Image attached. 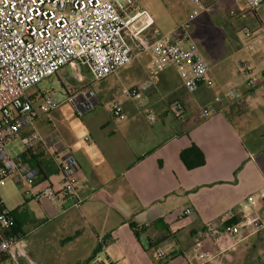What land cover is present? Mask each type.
I'll return each mask as SVG.
<instances>
[{
	"label": "crops",
	"instance_id": "obj_1",
	"mask_svg": "<svg viewBox=\"0 0 264 264\" xmlns=\"http://www.w3.org/2000/svg\"><path fill=\"white\" fill-rule=\"evenodd\" d=\"M140 3L150 12V1ZM216 3L208 0L204 6L210 8ZM235 15L230 13L232 17ZM155 30L157 34L163 33ZM236 34L232 28L224 43L209 46L217 59L214 65L202 51L203 42L188 33L184 35L198 45L204 58L223 75L218 80L212 69L210 77L215 81L212 88L201 86L194 92L188 91L174 68L168 64L157 66L153 54L146 52L97 85L83 82L92 84L98 102L80 117L81 122L75 127L56 113L52 117L45 115L41 106H36L39 98L35 96L34 104L40 114L36 128L56 157H50L45 147L39 146L21 158L35 169L40 170L38 164L43 166L46 178L41 179L40 175L39 180L60 189V167L71 153L77 160L79 180L72 196L44 202L28 195L31 199L12 211L15 232L22 236L25 252L39 264L48 263L47 254L29 246L26 249L23 243L34 232L28 214L29 209H34L29 201L34 200L45 216L43 226L56 219H64V224L79 220L84 232L89 230V246L83 247L85 253L77 264L91 257L89 264H200L195 242L207 239L211 228L227 230L224 225L230 219L239 222L246 197L264 196V170L259 172L253 165V152L239 130L245 127L231 118L235 106H243L253 98L255 85L240 86L231 93V80L222 60L231 52L249 54L253 58L251 63L264 77V48L257 47L256 53H260L257 55L251 47L243 46ZM69 68L62 72L68 74L72 67ZM142 84H148L142 99L125 95V90ZM114 101L123 107L125 120L111 116L110 103ZM191 105L200 107V119L190 117ZM207 106L210 112L205 115L203 110ZM94 115L97 122H89ZM192 145L203 152L206 163L188 170L180 156ZM255 149L264 152L258 145ZM186 209L191 210L190 214H184ZM132 223L139 229L138 237ZM66 228L65 224L63 229ZM83 236L75 240L81 241ZM233 241L235 247L219 258L222 264H258L259 251L264 253V229L254 233L249 228H235ZM210 248L207 239L204 249ZM157 254H163L160 261L156 260ZM0 264L12 262L2 255Z\"/></svg>",
	"mask_w": 264,
	"mask_h": 264
},
{
	"label": "built area",
	"instance_id": "obj_2",
	"mask_svg": "<svg viewBox=\"0 0 264 264\" xmlns=\"http://www.w3.org/2000/svg\"><path fill=\"white\" fill-rule=\"evenodd\" d=\"M192 1L197 5L193 16H197L198 9L205 6L202 0ZM234 1L242 5L239 13L254 12L264 4V0ZM180 34H157L154 18L140 0H0V178L12 177L28 189L27 195L37 200L55 201L75 194L79 169L73 154H68L61 164L62 183L56 189L39 180L38 169L20 156L11 155L7 149L9 143L20 138L28 152L44 146L47 155L56 157V152L47 146L36 128L40 114L34 98L41 97L49 112L57 110L59 99L46 90L34 97L28 91L66 67L77 64L87 69L93 84L151 52L157 66L168 64L176 70L188 91L194 92L201 86L214 87L215 81L210 77L212 65L194 41L183 42ZM246 36H250L248 30ZM239 65L243 75L251 74L248 63L239 62ZM92 84L79 86L69 97L79 117L98 102ZM246 85L253 87V79ZM147 90L148 84H142L125 90V94L140 100ZM209 112L207 106L203 113ZM110 113L114 119L127 118L116 101L110 103ZM190 212L186 209L184 214ZM239 218L231 229L211 228L207 238L211 244L209 250L204 249L207 239L195 242L200 264H222L220 256L236 245L235 228H249L254 233L264 229V196L246 197ZM15 227L13 212L0 195V256L8 257L12 264H39L23 249L22 236L15 232ZM162 258L163 254H157V261Z\"/></svg>",
	"mask_w": 264,
	"mask_h": 264
},
{
	"label": "rangeland",
	"instance_id": "obj_3",
	"mask_svg": "<svg viewBox=\"0 0 264 264\" xmlns=\"http://www.w3.org/2000/svg\"><path fill=\"white\" fill-rule=\"evenodd\" d=\"M146 1L151 2V9L149 10L156 21L155 28L158 31L163 33L181 32L182 35L183 33H188L192 37L195 36L200 42H203L201 45L202 51L212 65L216 63L217 59L216 56H213L209 46L224 43L227 40L228 31L232 32V28L236 30L237 38L243 46L251 47L255 53L258 49L257 47L264 48V4L256 12L242 14L238 13V10L242 8L239 2L234 0H216L215 6L198 9V15L193 16V11L197 5L192 0ZM202 3L203 5L205 3L207 5L208 0H202ZM231 12H234L236 15L230 16ZM186 25H189L188 29H186ZM247 30L250 32V36L252 35L251 37L246 36ZM181 41H185L184 36H181ZM218 56L221 59L219 54ZM251 59L253 58L249 54L231 52L228 57L226 55L222 60H224L223 67L228 70L229 79L231 80L229 86L231 93H234L237 87H244L249 79H253L254 81L255 90L253 98L249 99L243 106L238 105L237 108L235 106V111L231 114V118L237 124L239 123V125L245 127L239 130L243 135L245 144L253 152V165L256 164L259 172H262L264 170V152L256 151L255 145H258L259 149L264 148V77L257 72V68H255L254 63H251ZM242 61L248 63L251 69H253L250 75L246 76L242 74L239 65V62ZM68 68L66 67L65 70ZM82 70L75 64L72 66L71 72L67 70L68 74L60 72L45 79L37 87L30 89L28 94L34 97L46 90L49 95L57 97L60 104L54 112L47 110L41 97L36 101V106H41L42 112L45 115L47 114L52 117L56 113L66 123L75 127L74 124L80 123L81 119L76 114L73 104L69 101V97L74 94L79 86L83 85L84 81L92 82L90 74L87 71L82 72ZM213 73L217 74L218 80L222 79L223 75L219 72L218 68L214 67ZM66 75H70V78H66ZM99 83L101 82L96 83V85ZM200 110V107H193L191 105L189 110L190 117L200 119ZM241 110L244 113L239 114ZM97 120L98 117L95 115L88 119L91 123H95ZM245 129H253L254 132H248ZM7 149L13 156L21 157L28 155L27 149L20 138L9 143ZM262 189L264 190V187ZM27 191L26 187L18 185L12 177L0 178V195L10 211L16 210L24 200L31 199L28 198ZM46 200L48 199H42L44 202ZM29 202L33 203L32 207L34 208L33 210H28L29 219L34 223L31 226L34 232L26 239H23L25 248L27 249L29 246L36 249L39 253L47 254L49 256L47 264H77L81 260L80 256L85 253L82 252L83 247L87 249V246H89V241L87 240V237H90L88 234L89 230L86 229L88 232H84V227L79 220L77 222L65 223L67 225L66 229H63L65 225L64 219L63 221L62 219H56L51 221V224L48 226H43L46 220L41 206L34 200ZM82 235H84L82 240L77 242L75 238H79ZM70 237L72 240H69ZM103 259H105L104 256H102L101 260L105 261ZM257 262L258 264H264V253L262 251L261 253L259 251Z\"/></svg>",
	"mask_w": 264,
	"mask_h": 264
},
{
	"label": "trees",
	"instance_id": "obj_4",
	"mask_svg": "<svg viewBox=\"0 0 264 264\" xmlns=\"http://www.w3.org/2000/svg\"><path fill=\"white\" fill-rule=\"evenodd\" d=\"M181 160L183 162V164L185 165V167L188 170H193L196 168H200L202 166L205 165L206 163V159H205V155L203 154V152L195 145H192L186 149H184L181 152ZM38 164V163H36ZM34 165V164H33ZM38 166L40 167L39 169V174L41 175V179H45L46 178V172L44 170L43 166H40L38 164ZM43 176V177H42ZM237 220L234 219H230L227 224L225 223V228L224 229H231L233 225L237 224ZM131 228L133 230V232L135 233V235L138 237L139 236V229L137 228V226L135 224H131ZM221 230V229H220ZM97 251H95L96 254ZM92 260V257L90 259H88L87 261H85L82 264H89Z\"/></svg>",
	"mask_w": 264,
	"mask_h": 264
}]
</instances>
